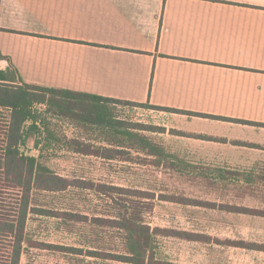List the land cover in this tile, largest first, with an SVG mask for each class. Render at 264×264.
I'll return each instance as SVG.
<instances>
[{
	"label": "crops",
	"instance_id": "1",
	"mask_svg": "<svg viewBox=\"0 0 264 264\" xmlns=\"http://www.w3.org/2000/svg\"><path fill=\"white\" fill-rule=\"evenodd\" d=\"M0 54L28 83L178 110L153 134L193 166L183 205L221 225L231 251L216 264H250L241 243H264V0H0Z\"/></svg>",
	"mask_w": 264,
	"mask_h": 264
},
{
	"label": "rangeland",
	"instance_id": "2",
	"mask_svg": "<svg viewBox=\"0 0 264 264\" xmlns=\"http://www.w3.org/2000/svg\"><path fill=\"white\" fill-rule=\"evenodd\" d=\"M115 107L120 118L133 125L161 127L159 109L123 103L115 104ZM51 122V129L60 138H75L91 144L93 149L112 147L110 143L121 148L120 144H123L120 136L111 135L107 129L75 126L66 120L51 119ZM146 135L155 140L160 137L153 131H147ZM38 138L41 145L36 148L35 136H29L30 154L39 157L56 174L65 178L68 185L58 192L35 190L30 204L56 214L68 212L75 216L71 219L65 216L64 219L62 216L29 213L24 230L33 242L84 250L122 249L119 234L98 227L93 220L96 217L120 216V212L128 210L152 228L164 230L155 237L156 245L150 253L153 264H216L213 254L231 249L218 244L222 237L218 232L221 225L217 219L213 223L204 221L200 212L183 205L191 202L194 194L191 181L179 171L166 164L153 163L152 158L134 150L130 151L129 161L108 159L103 157L106 152L102 149H98L102 155L80 154L58 147V142L42 135ZM261 236L263 233H256V238ZM241 244L256 250H250L254 253L250 264H264V243ZM8 245L0 240V264L8 263ZM53 250L31 249L27 255H22L20 264H72L62 252Z\"/></svg>",
	"mask_w": 264,
	"mask_h": 264
},
{
	"label": "trees",
	"instance_id": "3",
	"mask_svg": "<svg viewBox=\"0 0 264 264\" xmlns=\"http://www.w3.org/2000/svg\"><path fill=\"white\" fill-rule=\"evenodd\" d=\"M0 57L10 62V58L1 54ZM122 103L178 111L148 103L28 83L11 64L6 69H0V240L4 245H10L7 264H20L22 255H27L34 248L44 251L55 249L62 252L72 264H153L150 253L156 245L155 237L164 230L160 227L152 228L128 210L120 212V216L96 217L93 220L98 227L119 234L122 249L114 251L100 248L84 250L33 242L24 230L29 213L57 218L62 216L64 219L65 216L70 219L75 216L68 212L56 214L52 210L30 204L33 191L58 192L67 187L68 181L56 174L39 157L30 154L27 145L29 136H35L36 148L41 145L38 137L42 135L58 142V147L72 152L102 155L98 151L102 149L101 146L93 149L91 144L75 138L57 136L51 129V119L66 120L75 126L103 128L111 135L120 136L123 143L120 144L121 148L113 147L114 144L110 143L112 147L102 149L106 152L104 158L129 161L130 151L134 150L146 158H152L153 163L158 165L166 164L179 172L192 171V164L177 162L160 143L146 135L147 131L161 132V127L133 125L120 118L115 104Z\"/></svg>",
	"mask_w": 264,
	"mask_h": 264
}]
</instances>
